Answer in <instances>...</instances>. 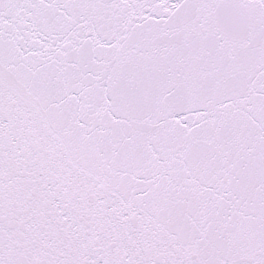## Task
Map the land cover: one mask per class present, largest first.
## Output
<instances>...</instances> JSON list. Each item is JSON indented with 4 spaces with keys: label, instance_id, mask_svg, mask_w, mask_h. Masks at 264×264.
I'll list each match as a JSON object with an SVG mask.
<instances>
[{
    "label": "snow or ice",
    "instance_id": "6c2138e0",
    "mask_svg": "<svg viewBox=\"0 0 264 264\" xmlns=\"http://www.w3.org/2000/svg\"><path fill=\"white\" fill-rule=\"evenodd\" d=\"M0 264H264V0H0Z\"/></svg>",
    "mask_w": 264,
    "mask_h": 264
}]
</instances>
